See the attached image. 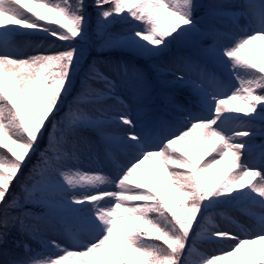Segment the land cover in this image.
Wrapping results in <instances>:
<instances>
[{"label": "snow or ice", "instance_id": "obj_1", "mask_svg": "<svg viewBox=\"0 0 264 264\" xmlns=\"http://www.w3.org/2000/svg\"><path fill=\"white\" fill-rule=\"evenodd\" d=\"M92 7L102 48L155 61L183 47L151 65L179 88L153 97L123 61L83 67L85 0H0V264H264V0L199 20L197 0ZM34 33L52 44L17 42ZM219 208L251 227L221 228Z\"/></svg>", "mask_w": 264, "mask_h": 264}, {"label": "rangeland", "instance_id": "obj_2", "mask_svg": "<svg viewBox=\"0 0 264 264\" xmlns=\"http://www.w3.org/2000/svg\"><path fill=\"white\" fill-rule=\"evenodd\" d=\"M214 2L239 4L240 0H208L207 7ZM202 17L203 16L197 17V19L198 20L202 19ZM241 23L243 24L244 22L241 21ZM110 30L113 32H119L122 30V28H113ZM16 39L18 43L22 42L23 40H30L31 42L36 43V44L42 43L45 47H48L49 45H51L53 41V38L48 37L44 33H34L27 37L18 36ZM56 43L60 44L61 42H56ZM100 48H101L100 51L102 53L109 55L106 58L99 57L95 60L98 63V67H100L101 71L107 72L109 70V67L113 65L114 63H116L117 61H123V62L128 63L130 66L139 68L136 62V59H135L137 55L134 52H132L131 54H128V53L123 52L122 49H106V48H102L101 46ZM177 56H181V55L174 53L170 50L169 52L164 53L161 57L157 58L155 61H149L150 62V75H147V73L145 74L148 78V86L152 90L153 97L163 96L165 93L174 92L179 88V85L173 82V78L171 75L157 73L153 71L151 67L153 63L159 64L161 66L170 65V62L172 61V59ZM87 58H88V52L85 48V60H87ZM83 67H85L84 64H83ZM127 95L129 94H126V96ZM129 103H132V102L129 101ZM153 106H155L158 109L160 108L162 112L159 114V116L163 117L166 120L172 121L174 119H171V118H174L180 115L179 113L174 112V110L165 108V106L160 105L159 103ZM153 106L151 107L153 108ZM132 107L136 108L137 105L132 104ZM154 113L155 111L153 110V114ZM133 115H135V112H133ZM254 142L256 143V139ZM105 170L107 171V169ZM220 212H224L225 216H220L219 215ZM225 217H231L237 220L240 224L251 227V221L246 215L242 214L240 211L232 210L230 208L217 209V214L213 217V219L215 223H217L221 228L230 227L233 229L234 227L230 224L229 220L226 219ZM61 242H64V241L61 240ZM226 244L227 243L225 244L203 243V244H200L199 247L201 251L207 254H213L214 252L218 251L221 248L227 249Z\"/></svg>", "mask_w": 264, "mask_h": 264}, {"label": "trees", "instance_id": "obj_3", "mask_svg": "<svg viewBox=\"0 0 264 264\" xmlns=\"http://www.w3.org/2000/svg\"><path fill=\"white\" fill-rule=\"evenodd\" d=\"M200 0H197V3H199ZM203 1V0H202ZM86 5H88V13H89V23H88V34H89V40L87 42V46L89 49L93 52L92 55H94V46L98 44L99 37L96 35L97 32V17H96V10L92 7V0H85ZM201 8V7H200ZM199 10V9H198ZM114 26H125L121 24H116ZM113 26V27H114ZM173 48L175 49H182L183 47L179 45H172ZM79 80H77L75 84V88H79ZM75 92H73V95ZM68 100H71V96L68 97ZM67 106V101L65 102V107ZM44 146V141L40 142V147ZM36 161V156L33 155L31 159L28 161V167H31V165ZM24 172L28 171V168L23 169ZM15 190V189H14ZM29 243L32 244V247L35 248L34 241H29Z\"/></svg>", "mask_w": 264, "mask_h": 264}, {"label": "bare ground", "instance_id": "obj_4", "mask_svg": "<svg viewBox=\"0 0 264 264\" xmlns=\"http://www.w3.org/2000/svg\"><path fill=\"white\" fill-rule=\"evenodd\" d=\"M224 229L233 230L230 227H225ZM226 247H228V244H226Z\"/></svg>", "mask_w": 264, "mask_h": 264}]
</instances>
